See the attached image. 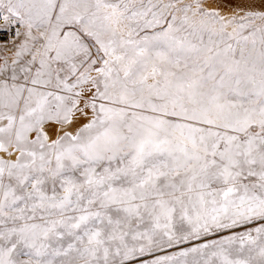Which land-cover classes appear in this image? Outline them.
Masks as SVG:
<instances>
[{"label":"snow or ice","instance_id":"6c2138e0","mask_svg":"<svg viewBox=\"0 0 264 264\" xmlns=\"http://www.w3.org/2000/svg\"><path fill=\"white\" fill-rule=\"evenodd\" d=\"M0 264H264V0H0Z\"/></svg>","mask_w":264,"mask_h":264}]
</instances>
